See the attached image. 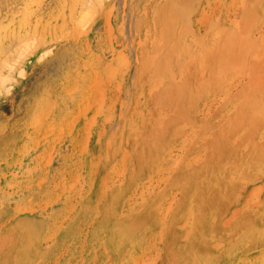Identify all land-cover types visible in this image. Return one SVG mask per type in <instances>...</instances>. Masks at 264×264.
Segmentation results:
<instances>
[{
    "label": "rangeland",
    "instance_id": "rangeland-1",
    "mask_svg": "<svg viewBox=\"0 0 264 264\" xmlns=\"http://www.w3.org/2000/svg\"><path fill=\"white\" fill-rule=\"evenodd\" d=\"M0 264H264V0H0Z\"/></svg>",
    "mask_w": 264,
    "mask_h": 264
}]
</instances>
